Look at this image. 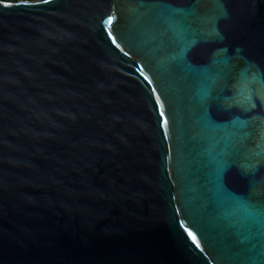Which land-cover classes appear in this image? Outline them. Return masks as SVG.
<instances>
[{"label":"water","instance_id":"water-1","mask_svg":"<svg viewBox=\"0 0 264 264\" xmlns=\"http://www.w3.org/2000/svg\"><path fill=\"white\" fill-rule=\"evenodd\" d=\"M0 264H264V0H0Z\"/></svg>","mask_w":264,"mask_h":264},{"label":"snow or ice","instance_id":"snow-or-ice-1","mask_svg":"<svg viewBox=\"0 0 264 264\" xmlns=\"http://www.w3.org/2000/svg\"><path fill=\"white\" fill-rule=\"evenodd\" d=\"M25 2H26V0H25ZM44 2H48V0H44ZM106 22H107V23H111V22H112V18L110 17L109 20L106 21ZM145 78L147 79V77H145ZM149 82H150V81H149ZM157 100H159V97H157ZM161 115L163 116V112H161ZM165 123H166V121H165ZM189 235H192L193 240L196 239L195 236H194L191 232H189Z\"/></svg>","mask_w":264,"mask_h":264}]
</instances>
